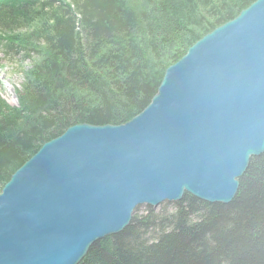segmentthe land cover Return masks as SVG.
I'll return each mask as SVG.
<instances>
[{
	"label": "water",
	"instance_id": "1",
	"mask_svg": "<svg viewBox=\"0 0 264 264\" xmlns=\"http://www.w3.org/2000/svg\"><path fill=\"white\" fill-rule=\"evenodd\" d=\"M264 154V0L193 44L119 126L76 125L0 192V264H79L140 206L227 205Z\"/></svg>",
	"mask_w": 264,
	"mask_h": 264
},
{
	"label": "trees",
	"instance_id": "2",
	"mask_svg": "<svg viewBox=\"0 0 264 264\" xmlns=\"http://www.w3.org/2000/svg\"><path fill=\"white\" fill-rule=\"evenodd\" d=\"M255 1L0 0V45L29 61L18 107L0 100V192L68 128L140 114L169 66ZM137 209L79 264H264V154L250 159L227 205L184 195L158 211Z\"/></svg>",
	"mask_w": 264,
	"mask_h": 264
},
{
	"label": "rangeland",
	"instance_id": "3",
	"mask_svg": "<svg viewBox=\"0 0 264 264\" xmlns=\"http://www.w3.org/2000/svg\"><path fill=\"white\" fill-rule=\"evenodd\" d=\"M181 21L182 23H185L182 19ZM159 22L163 34L168 30L166 17L164 18V16H161V20H159ZM165 46L167 45L165 44ZM166 51H168V48L163 50V52ZM9 54L10 53H7V51L5 50V47L0 45V100L4 101L10 107H18L16 100V92L20 90V85L23 82V71H25L28 68L29 61L23 59L19 55L13 54L11 56ZM162 205L154 209V211H158L160 207H162ZM146 208L147 206H140L138 207L137 211L144 212Z\"/></svg>",
	"mask_w": 264,
	"mask_h": 264
}]
</instances>
